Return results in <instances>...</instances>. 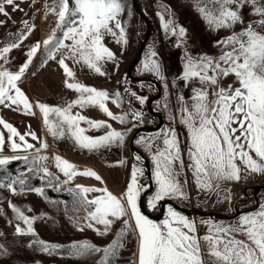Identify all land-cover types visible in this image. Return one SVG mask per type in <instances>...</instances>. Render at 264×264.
Segmentation results:
<instances>
[{
    "label": "snow or ice",
    "instance_id": "snow-or-ice-1",
    "mask_svg": "<svg viewBox=\"0 0 264 264\" xmlns=\"http://www.w3.org/2000/svg\"><path fill=\"white\" fill-rule=\"evenodd\" d=\"M209 2L215 7H199V11L214 30L231 28L237 23L243 24L241 9L245 6H250L251 13L260 19L216 41L227 49L218 57H193L187 52L182 56V72L177 79L183 80L186 87L190 82L193 84L192 94L187 100L183 95L178 96L180 122L187 132L185 154L189 162L185 165L174 128H164L152 137L136 140V143L143 144L151 153L154 165L152 178L155 189L147 199L149 209L155 208L157 203L165 198H187L184 191L186 181L182 182L180 179L185 171L191 172L197 189L203 191L219 189L223 181H239L242 170L245 174H264V3L260 0ZM6 5L11 6L13 11L19 8L14 0H0V15L5 17L9 15ZM122 11L120 0H52L50 6L45 4V15L51 13L56 16V24L62 36L56 37L54 30L53 35H50L44 44L48 46L50 42L54 43L53 53L64 50L58 63L65 76L73 78L71 82L66 79L65 86L80 94L63 108L39 102L35 104V108L42 113L45 127L54 138L67 133L77 146L89 151L117 141L123 143L125 132L112 129L106 121L91 120L80 113H71L73 105L83 108L91 104L98 106L113 120L124 123L126 119L125 115L116 116L108 110L105 101L110 98V94L107 91L76 82L73 71L65 63L67 59H71L73 63H82L97 74L105 75L101 67L102 62L115 63L116 58L103 43V37L111 35L118 44L127 43L124 27L118 19ZM2 23L3 21H0V24ZM22 23L24 30L16 34L15 40L0 47V60L4 63L8 62L7 54L11 49L19 47L20 42L34 27L27 21ZM161 27L166 34L171 31L178 37H183L186 31L171 18L165 22L163 16ZM179 42L178 40L177 43ZM38 47L39 42L29 48L27 59L15 72L0 64V104L5 107L16 105L18 109L22 106L25 114H32L33 104L18 87V82ZM155 56L156 53L150 49L146 59L141 61L142 68L163 79L160 64L154 59ZM228 77H232V82L222 84L221 81ZM173 86L175 87V81ZM131 95L135 96L140 104L144 103V97L135 92ZM111 99L119 106V92L111 94ZM53 113L57 117L55 121L50 120V114ZM140 116V112H134L132 119L137 120ZM81 122L90 128L104 127L107 131L101 136L86 135V129L81 127ZM0 125H3L9 134L7 142L12 151H27L34 147L25 140L26 136L36 140L34 132L20 134L12 124L4 120H0ZM14 137H18L20 142H16ZM4 142V137L0 136V148ZM45 148L47 145L40 141L39 149ZM16 158L19 157H0V165ZM23 158L27 160V157ZM46 159L45 156L34 157V161ZM53 159L56 168L66 177L65 183L77 174L94 177L103 183L101 177L92 170L78 173L75 165L62 157L54 155ZM42 171L45 176L51 175L47 168ZM142 175V170L133 165L126 189L119 197L109 192L106 187L76 185V194L79 195V203L85 212V227L96 231L98 235L106 234L113 220H123L122 228L117 232V239L103 249L102 264H112L109 257L115 258L119 248L123 247L118 241L128 233L130 221L133 222L132 232L137 240L135 264H206L205 257H208L209 264H264V203L254 211L240 214L228 225L204 221L208 232L199 236L196 221L171 207L167 208L164 218L158 222L142 213L138 205L141 190L146 187L139 183V177ZM15 183L14 180L7 185L13 193L16 192ZM19 183L23 186L24 180L19 179ZM31 190L42 194L40 188ZM90 192H99L100 195L89 200L87 193ZM225 198L230 200V195ZM9 207L16 218L22 220L26 226V229H22L17 225L16 233L35 235L32 222L36 217L24 215L11 203ZM95 225H102L103 232ZM76 226L82 230L79 224ZM201 241L206 245L203 248ZM36 243L42 246L41 250L45 252L61 247L57 244L50 245L43 240H37ZM69 249L77 256L101 251L88 242L73 243ZM0 255H7L2 246Z\"/></svg>",
    "mask_w": 264,
    "mask_h": 264
},
{
    "label": "rangeland",
    "instance_id": "rangeland-1",
    "mask_svg": "<svg viewBox=\"0 0 264 264\" xmlns=\"http://www.w3.org/2000/svg\"><path fill=\"white\" fill-rule=\"evenodd\" d=\"M165 1L168 3L167 5L158 0H141V6L138 0L142 10L144 8V14L150 18L154 25V33L147 43L133 73L138 77H151L158 80L162 94L153 103V107L162 114L164 120L162 129H175L180 142L181 154L185 165H187L189 162L185 154L187 132L184 125L180 122L178 96L183 95L185 100H187L192 94L191 88L193 84L190 82L186 87L183 80L177 79L182 72L183 61L181 58L185 52L193 57L200 55L218 57L223 50L227 49L217 44L216 41L224 39L233 31L238 32L248 23L259 20L260 17L251 13L250 6H245L241 9L243 24L237 23L231 28H217L214 30L199 11V7L209 8L208 6H204L206 3H209V0ZM14 2L19 5L16 11H13L11 6L6 5V10L9 13L8 17L0 15V21H3L0 24V44L6 36L13 37L12 41H14L16 34L24 30L23 21H27L29 25H34V27L25 39L20 42L19 47L14 48L7 54V63L0 60V64L11 72L18 70L23 59H27L26 53L29 48L37 42H39V47L29 62L28 67L33 66L32 63L36 61L37 65H39L40 61L46 58L54 46V43L51 42L46 46L44 41L50 35H53L54 30L56 37H60L62 33L58 27L54 30H48L47 28L51 17H54L56 20V16L51 13L45 15V4L50 6L52 0H14ZM260 2L264 3V0H260ZM161 16H163L165 22L171 18L175 24L182 26L186 30L185 35L178 37L172 34L171 31L166 34L165 30L161 27ZM137 19L132 11L129 0H125L121 13V24L126 33L127 43L122 45L123 50H121L117 66L119 76L115 85L107 90L110 98L109 104H106V107L113 115H125V122L120 123L117 120H113L104 112H102L101 116L103 118L101 120L111 125L112 129L125 132L122 144L117 141L111 145L101 146L91 151L82 149L69 138L67 133L64 136L54 138L45 127L42 113L38 108H35V105H33L32 114H25L22 106L18 109L16 105L5 107L0 104V120L12 124L20 134L31 131L37 136L36 140L32 139L31 136L25 137V140L34 146L32 149L14 152L10 149L7 142V136L9 135L7 130L3 128V125H0V136H3L5 140L2 148H0V157H19L10 159L6 164L0 165V246L7 251V255H0V264H102L104 257L103 249L109 246L113 240L117 239V232L122 228V219L113 220L106 234L98 235L96 231L84 226L83 217L85 216V212L79 203L80 197L76 194V185L94 188L106 187L113 195L117 197L121 196L126 189L131 168L134 165L128 153L129 138L132 132L138 127L155 124V119L149 117L143 110L147 99L155 94L154 87L146 83L134 84L125 77L126 67L133 59L144 33V25ZM178 40L180 41L179 44L177 43ZM150 49L156 53L154 59L160 64L163 79L142 68L141 61L146 59ZM26 72H24L22 78H24ZM22 81L18 82V87L21 90H23L21 87ZM173 81H175V87L173 86ZM231 82L232 77L225 78L221 81L224 85ZM115 92H119L120 94L119 106L113 103L111 99V94ZM132 92L144 97V103L140 104L135 96L131 95ZM134 112L141 113V116L137 120L132 119ZM89 114L88 116L91 117ZM50 120L55 121L53 114H50ZM81 127L86 129V135L89 136H101L107 131L104 127L99 129L90 128L84 122H81ZM154 135L140 134L134 142L135 147L149 160L151 173L154 167L151 153L143 144L136 143V140L141 137L147 139ZM14 140L18 143L20 142L18 137H14ZM40 141H43L47 145V148L39 149ZM54 155H58L75 165L78 173L84 170L96 172L101 177L103 183L94 177L81 174L75 175L72 180L65 183L66 177L56 168L53 159ZM37 156H45L47 159L34 161V157ZM23 157H27V160ZM121 161L123 163H120ZM11 162H19L15 173H7V175H4L3 171ZM136 167L143 172V175L139 177V183L146 185L144 170L141 167ZM43 168H47L51 175L45 176L42 171ZM37 169L41 170L37 171ZM240 175L241 179L239 181H223L219 189L203 191L197 189L191 172L185 171L180 179L182 182L186 181L184 191L187 193V198L168 199H172L179 206L193 207L196 209L198 207L195 206H204L201 205L203 203H197L199 201L207 202V204H204L210 207L224 208L226 206L225 209H228V213L225 214H232L234 202L238 199H244L243 187L249 185H264V174H245L242 170ZM19 179L24 180L23 186L20 185ZM14 180L16 181L14 184L16 188L15 193L7 187ZM57 185L59 186L57 187ZM35 188H40L42 194H37L31 190ZM152 192L145 198L144 204L147 211L154 214L157 212L160 202L157 203L155 208H148L147 199ZM50 193L62 195L63 197L50 196ZM248 194L249 199L245 202L246 204H239L237 206L238 209H246V207L252 206L253 201L250 197V192ZM98 195H100L99 192L87 193L89 200ZM229 195L230 200L225 198ZM257 199L259 205L264 203V195L261 192L258 193ZM9 203L19 208L24 215L36 217L32 222L35 235L16 233L15 228L17 225H20L22 229H26V226L22 220L16 218L15 213L9 207ZM167 208H165V212ZM164 214L161 220L164 218ZM188 218L191 219V217ZM195 220L231 222L226 220H211L209 218ZM132 223L130 221L128 233L118 241V243H122L123 247L119 248L115 258L109 257L112 264H135L137 240L132 232ZM77 224L80 225L82 230L77 228ZM95 227L103 232L102 225H95ZM197 229L199 236H203L208 232L207 228L200 225L197 226ZM37 240H43L50 245H61V247L54 251L50 250L49 252H45L41 250L42 246L36 243ZM80 242H88L100 248L101 251L90 252L82 256L71 253L69 246L73 243L78 244ZM205 246V242L201 241V247L203 248ZM205 261L206 264H209L208 257H205Z\"/></svg>",
    "mask_w": 264,
    "mask_h": 264
},
{
    "label": "crops",
    "instance_id": "crops-1",
    "mask_svg": "<svg viewBox=\"0 0 264 264\" xmlns=\"http://www.w3.org/2000/svg\"><path fill=\"white\" fill-rule=\"evenodd\" d=\"M163 4H168L165 0H158ZM122 5H124L125 0H120ZM141 6V0H139ZM204 6H208L209 8H214L215 5L206 3ZM144 11V8H143ZM122 13V12H121ZM121 13L119 14V21L121 22ZM51 19H55L51 17ZM62 36V33L61 35ZM41 40V39H40ZM68 43V41H66ZM103 43L115 54V63L112 61H104L102 62V71L105 75H99L96 72L88 69L82 63H73L71 59H67L65 63L69 66V68L74 73V80L76 82L82 83L84 85L94 87L98 90H109L111 89L119 76L118 72V61L119 56L121 53L122 45L116 42V39L111 35H105L103 37ZM55 45L53 46V48ZM64 50L60 49L53 53L51 50L46 58L42 59L37 65V61L33 62V66L27 68V72L23 78L21 87L24 94L28 97L29 102L35 105L37 102L47 104L53 107H66L71 101L77 99L80 95L76 91L69 89L65 86V80L68 79L70 82L73 78H68L65 76L63 69L59 66V59L63 55ZM54 56V58H52ZM48 97V98H46ZM52 97V99H51ZM109 104V99L105 101V105ZM37 109V108H36ZM71 113H82L81 115L88 117L91 120H101L103 119L102 111L99 109L98 106H93L91 104L86 105L85 107L81 108L77 105H73L70 109ZM85 113V114H84ZM88 113L91 117L88 116ZM93 113V114H91ZM97 113V114H95ZM54 115V119L56 120L57 117ZM153 189H154V182H153ZM203 203L201 205L204 206H195L202 211H213L218 213H228V209L225 207L216 208L210 207L206 205L207 202H197ZM206 203V204H204ZM228 207V206H227ZM192 220H195L191 218ZM237 219V218H236ZM236 219L231 220L230 223L224 222H213L216 224H224L228 225L233 223ZM197 226H203L207 228V225L204 223L206 220H195ZM208 229V228H207Z\"/></svg>",
    "mask_w": 264,
    "mask_h": 264
},
{
    "label": "water",
    "instance_id": "water-1",
    "mask_svg": "<svg viewBox=\"0 0 264 264\" xmlns=\"http://www.w3.org/2000/svg\"><path fill=\"white\" fill-rule=\"evenodd\" d=\"M132 11L134 12L135 16L143 23L144 25V33L142 36V39L138 45L137 51L131 60L130 64L126 67L125 75L128 78L129 81H131L134 84H141L146 83L150 84L155 89V94L147 99L145 102V110L149 117L155 119V124L153 125H145L138 127L135 129L128 141V153L131 162L138 167H141L145 172V179H146V187H144L140 193V198L138 200V205L144 215H146L149 219L153 221H160L163 217V214L165 212L166 207H171L174 210L180 212L186 217H191L194 219H201V218H209L211 220H226L231 221L236 218L242 213H247L250 211H254L258 209L259 202L257 199L258 193H262L264 195V185H249L243 187V193H244V199H238L233 204V210L232 214H223L213 211H202L193 207H182L179 206L175 201L172 199H164L163 201H160L159 207L156 213H150L145 208V198L152 192L153 190V182H152V173H151V167L150 162L147 159V157L138 149L135 147L134 142L135 139L140 134H156L159 132L163 125L164 120L162 117L161 112L157 111L153 107V103L156 102L161 97V86L157 79L151 78V77H138L135 76L133 71L134 68L137 66V64L140 61V58L147 46V43L149 42L151 36L154 33V25L150 18L146 16L138 2V0H129ZM253 201V206L246 209H238V205L241 203H245L249 199V194Z\"/></svg>",
    "mask_w": 264,
    "mask_h": 264
},
{
    "label": "trees",
    "instance_id": "trees-1",
    "mask_svg": "<svg viewBox=\"0 0 264 264\" xmlns=\"http://www.w3.org/2000/svg\"><path fill=\"white\" fill-rule=\"evenodd\" d=\"M136 17V16H135ZM137 18V17H136ZM138 20V19H137ZM139 21V20H138ZM37 26V25H36ZM10 40V42H8V43H11V41L13 40V37H11V36H6V37H4V39H3V42L0 44V46L2 47V45H4V43L6 44V42L7 41H9ZM13 42V41H12ZM14 49V48H13ZM13 49H11V50H13ZM26 60V59H25ZM24 59H23V62L25 61ZM23 62H21V64L23 63ZM126 77V76H125ZM22 79L23 78H21V80L19 81V82H21L22 81ZM127 79V78H126ZM133 104H134V102H132ZM145 112H146V110H145V108L143 109ZM146 114H147V112H146ZM19 165V162H11V163H9L7 166H6V168H5V170L3 171V174L4 175H7V173H15V171H16V167ZM50 196H56V197H63L62 195H54V194H51L50 193Z\"/></svg>",
    "mask_w": 264,
    "mask_h": 264
},
{
    "label": "built area",
    "instance_id": "built-area-1",
    "mask_svg": "<svg viewBox=\"0 0 264 264\" xmlns=\"http://www.w3.org/2000/svg\"><path fill=\"white\" fill-rule=\"evenodd\" d=\"M57 27L56 20L51 19L47 25L48 30H54Z\"/></svg>",
    "mask_w": 264,
    "mask_h": 264
},
{
    "label": "flooded vegetation",
    "instance_id": "flooded-vegetation-1",
    "mask_svg": "<svg viewBox=\"0 0 264 264\" xmlns=\"http://www.w3.org/2000/svg\"><path fill=\"white\" fill-rule=\"evenodd\" d=\"M241 204H246V203H241ZM252 206H253V204H252ZM252 206H250V207H252ZM250 207H246V208H250Z\"/></svg>",
    "mask_w": 264,
    "mask_h": 264
}]
</instances>
